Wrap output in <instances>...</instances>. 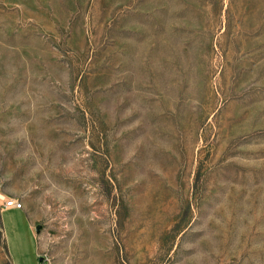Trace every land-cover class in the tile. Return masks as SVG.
<instances>
[{
  "label": "rangeland",
  "instance_id": "rangeland-1",
  "mask_svg": "<svg viewBox=\"0 0 264 264\" xmlns=\"http://www.w3.org/2000/svg\"><path fill=\"white\" fill-rule=\"evenodd\" d=\"M40 256L264 264V0H0V264Z\"/></svg>",
  "mask_w": 264,
  "mask_h": 264
},
{
  "label": "built area",
  "instance_id": "built-area-1",
  "mask_svg": "<svg viewBox=\"0 0 264 264\" xmlns=\"http://www.w3.org/2000/svg\"><path fill=\"white\" fill-rule=\"evenodd\" d=\"M22 207L23 203L19 199L16 197H10L9 199L5 200L3 211L12 208L21 209Z\"/></svg>",
  "mask_w": 264,
  "mask_h": 264
},
{
  "label": "water",
  "instance_id": "water-1",
  "mask_svg": "<svg viewBox=\"0 0 264 264\" xmlns=\"http://www.w3.org/2000/svg\"><path fill=\"white\" fill-rule=\"evenodd\" d=\"M41 228H42V225L38 224V225L36 226V231L39 233L40 230H41ZM39 262H40V264H44V263H45V262H44V257H43V256H40V257H39Z\"/></svg>",
  "mask_w": 264,
  "mask_h": 264
}]
</instances>
